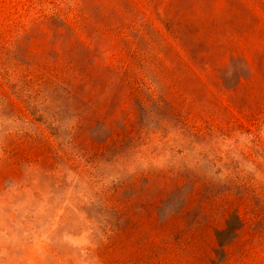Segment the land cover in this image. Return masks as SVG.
<instances>
[{
    "label": "rangeland",
    "instance_id": "rangeland-1",
    "mask_svg": "<svg viewBox=\"0 0 264 264\" xmlns=\"http://www.w3.org/2000/svg\"><path fill=\"white\" fill-rule=\"evenodd\" d=\"M0 264H264V0H0Z\"/></svg>",
    "mask_w": 264,
    "mask_h": 264
}]
</instances>
